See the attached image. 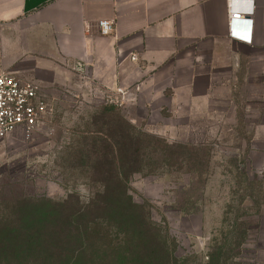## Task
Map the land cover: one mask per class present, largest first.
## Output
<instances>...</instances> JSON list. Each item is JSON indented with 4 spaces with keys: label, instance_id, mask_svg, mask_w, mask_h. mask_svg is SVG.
Here are the masks:
<instances>
[{
    "label": "crops",
    "instance_id": "obj_1",
    "mask_svg": "<svg viewBox=\"0 0 264 264\" xmlns=\"http://www.w3.org/2000/svg\"><path fill=\"white\" fill-rule=\"evenodd\" d=\"M229 1L252 12L230 25L228 0H0V73L32 82L51 105L113 97L131 124L173 142L222 137L229 157L257 170L264 0Z\"/></svg>",
    "mask_w": 264,
    "mask_h": 264
},
{
    "label": "rangeland",
    "instance_id": "obj_2",
    "mask_svg": "<svg viewBox=\"0 0 264 264\" xmlns=\"http://www.w3.org/2000/svg\"><path fill=\"white\" fill-rule=\"evenodd\" d=\"M68 102L45 101L48 114L29 136L0 140L2 222L23 210L39 223V210H54L55 231L46 222L43 236L64 241L62 255L89 243L88 264H122L123 250L113 254L102 243L98 211L110 202L97 201L117 188L119 171L132 203L165 239L171 264H264V179L229 157L222 137L214 145L173 142L134 126L119 106L109 112V102Z\"/></svg>",
    "mask_w": 264,
    "mask_h": 264
},
{
    "label": "trees",
    "instance_id": "obj_3",
    "mask_svg": "<svg viewBox=\"0 0 264 264\" xmlns=\"http://www.w3.org/2000/svg\"><path fill=\"white\" fill-rule=\"evenodd\" d=\"M108 104L106 108L109 112L119 110L118 105ZM118 149L117 145L110 147V150H115L116 153V156L112 155L111 160L114 167L121 163V158L117 156ZM261 170L264 171V168L261 167ZM113 180L117 188L110 192L106 190L97 197V201L108 197L110 202L109 206H102L98 211L100 225L105 229L106 235L102 243L109 251L123 250V255L126 256L121 260L122 264H171L165 239L158 234L141 208L132 203L127 194L126 177L115 171ZM39 211L44 222L40 219L39 223L32 221V213L23 210L19 213V220L8 223L0 220V264H88L93 260L92 254H87L89 243L81 244L79 252L72 248L69 253L62 255L64 241L43 236L49 232L46 222L49 226L53 225L51 231H55L56 223L53 218L56 220L60 213L46 209ZM42 223L44 225L36 226ZM140 248L144 253L136 256L135 250ZM111 253L114 254L113 251Z\"/></svg>",
    "mask_w": 264,
    "mask_h": 264
},
{
    "label": "built area",
    "instance_id": "obj_4",
    "mask_svg": "<svg viewBox=\"0 0 264 264\" xmlns=\"http://www.w3.org/2000/svg\"><path fill=\"white\" fill-rule=\"evenodd\" d=\"M252 12L250 9H236L231 1L227 3L229 24ZM100 32L103 35L114 29L110 21H99ZM75 71L82 76L84 66L77 61ZM37 86L30 81L22 80L10 73H0V140L6 139L12 133L19 131L24 137L29 136L38 123L48 114L46 104L37 93ZM113 104L119 105L118 99L110 98ZM257 176H262L261 169L254 170Z\"/></svg>",
    "mask_w": 264,
    "mask_h": 264
}]
</instances>
